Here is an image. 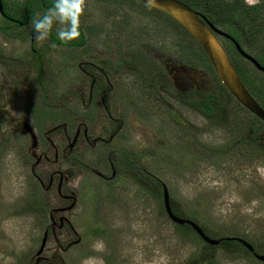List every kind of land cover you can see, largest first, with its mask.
I'll return each mask as SVG.
<instances>
[{"label": "rangeland", "instance_id": "1", "mask_svg": "<svg viewBox=\"0 0 264 264\" xmlns=\"http://www.w3.org/2000/svg\"><path fill=\"white\" fill-rule=\"evenodd\" d=\"M43 3L50 8L46 0ZM30 7L28 2L14 0L3 11L22 24L31 19ZM42 10L34 18L42 16ZM2 16L3 12L0 19L4 20ZM82 20L97 23L98 32L91 35V44L76 49L74 59L67 49L53 46L48 39H31V23L0 31V108L6 105L9 113L22 118L27 112L39 115L41 131L62 123L66 116L83 118L80 98L67 92L75 84L86 98V88L81 86L85 77L76 64L89 54L97 60L102 57L100 51L115 53L122 41L132 50L135 45L149 44L203 72L201 92L220 97L218 110L215 116L206 117L173 98L167 108L136 80L125 86L126 102L114 110L127 117L124 135L129 140L118 144L132 154L138 170L128 172L124 166V172L111 183L100 182L87 172L76 178L77 203L64 214L76 235L66 228L55 237L49 235L38 255L49 224L48 211L59 201L53 190L44 192L30 175L27 136L6 126L0 116V264H188L203 241L180 235L162 211V184L171 209L218 233L243 234L245 241L264 249V140L250 136L249 130L257 129L254 115L228 97L202 50L165 14L127 0H84ZM245 23L243 48L248 55L259 56L264 46V4ZM57 30L52 41L58 40ZM81 40L79 36L64 43L76 46ZM33 48L43 53L40 65ZM238 58L251 95L264 104V73ZM168 109L176 115L174 121ZM104 151L96 157L94 151L86 153L87 163L98 164ZM46 166L51 168L43 161L40 171ZM202 264L264 262L243 251L217 249L213 263Z\"/></svg>", "mask_w": 264, "mask_h": 264}, {"label": "flooded vegetation", "instance_id": "2", "mask_svg": "<svg viewBox=\"0 0 264 264\" xmlns=\"http://www.w3.org/2000/svg\"><path fill=\"white\" fill-rule=\"evenodd\" d=\"M0 3L3 10L4 6L11 8L14 0H0ZM40 10L46 11L47 8L42 5L37 12ZM158 12L163 13L159 10ZM198 13L203 21L205 23L207 22L206 24L209 28L212 27L219 30H221L220 28H224L220 24L212 23L204 14ZM163 14L167 16L166 13ZM2 17L5 19H0V26L5 27L4 31L16 26L25 25L27 27V24L32 20L25 19L21 24L14 19H9L4 11ZM5 20L6 22H4ZM87 22L88 25L85 24ZM13 24L16 26H13ZM56 25V23L53 24L47 39L53 46L67 49L70 57L72 56L73 59L75 57L74 55H76V49L83 48L86 44H91V41H89L92 38L91 35L98 32L97 23L91 24L90 20L80 21L79 36L82 40L80 44L75 46L73 44H65L59 39L52 41V33L61 27L60 25ZM178 25L179 28L182 27L179 23ZM212 28V33L225 50L235 69L236 64L233 57L236 53L235 56L239 55L248 61L258 72L264 73L238 51L236 44L246 53L242 41L238 42L224 30L222 31L228 34L229 37L220 35ZM33 36L34 33L32 30L31 39H33ZM195 43L198 45L196 41ZM103 47H107V42H104ZM198 47L201 49L199 45ZM118 48L119 51L116 50L115 53L111 50L103 51V53L100 51L98 54L102 57H99L97 60L95 59L96 55L89 54L84 57L83 61L76 64L77 69L85 77V80L81 81V86L86 88V98L80 93L82 89L79 90L75 84H73V90L69 89L67 92H72L80 98L84 111L83 118H80L81 120L78 116H74L73 118L66 116L62 123L41 131L38 124L41 118L37 117L39 115L32 116L31 113L27 112L26 117L22 118L9 113L6 105L4 106V110L3 107L0 108V116L5 119V125L20 129L28 138L27 154L31 159L30 175L34 179V182L44 192L53 190L58 198L59 205L48 211L49 224L43 232V234L46 233L47 238L49 235L55 237L56 233L64 228L69 229L76 235L75 230L64 214L72 210L77 203V192L74 183L76 178L79 176L82 177V173L87 172L100 182L111 183L124 172L125 168L128 172L133 169L131 170L132 173L137 169V167L135 168L134 162H132V154L130 152L125 153L124 148L119 145L123 141L129 140L124 135L127 128L125 123L127 117L122 116L118 110H114L118 108L121 102H126L125 86H129V84L134 83L136 80L139 85H142L146 89H151L155 93L154 96L161 103L165 104V107L167 106L168 108L169 105L167 104H170L169 100L173 98L181 106L190 108L200 115H204L201 108L204 94L200 89V79L202 78L201 75L203 72L195 71L187 62L180 59H173L164 50L161 51L149 44L138 45L137 47L135 45V48L132 50L127 47L126 43L121 41V45ZM32 55L36 58V62L39 63L43 53L39 49L33 48ZM252 57L258 62V56L254 55ZM258 63L264 68L260 62ZM124 78L125 81L123 80ZM261 108L263 109V107ZM168 111L171 119L174 121L176 115L171 113L170 109ZM254 118L258 121L256 124L257 129L256 131L250 129V136L251 138H255L256 141L261 142L264 140V123L255 115ZM25 121L29 123L34 133V149L30 147L32 144L30 135L23 129V123ZM131 141H135L134 134H132ZM101 149L105 150L102 154L101 161L98 164H88L85 158L86 153L89 155L94 151V156L96 157ZM43 161L49 163L51 168L48 169L46 166L45 170L42 167L44 171H40L39 165ZM64 165H68L67 169L63 167ZM72 203L73 206L67 209ZM77 240H79V237L67 243L63 249H67Z\"/></svg>", "mask_w": 264, "mask_h": 264}, {"label": "water", "instance_id": "3", "mask_svg": "<svg viewBox=\"0 0 264 264\" xmlns=\"http://www.w3.org/2000/svg\"><path fill=\"white\" fill-rule=\"evenodd\" d=\"M139 3H142L146 6L159 10L163 13H166L171 18H173L176 22H178L190 35L191 37L198 43V45L203 50L205 56L209 60L215 74L219 78L220 82L225 86L227 91L233 96V98L245 109H247L251 114L258 117L264 123V110L259 106L256 100L250 95L248 90L245 88L242 83L240 76L238 75L235 67L229 60L225 50L212 33L211 28L207 26V22L205 23L201 18L200 14L190 8L188 5L179 0H133ZM0 12L2 13V7L0 3ZM218 34L223 35L225 37H229L228 34L223 32L222 30L212 28ZM238 51L249 61H251L257 68L264 72V68L259 65V63L250 55L246 54L238 44H236ZM23 129L27 131V133L31 137V149H34V133L26 121L23 123ZM162 200L163 206L166 215L168 218L177 225H188L193 231L209 245H218L222 240H237L242 245L246 247L248 251L253 253L254 257L262 262H264V254H256L254 252L253 246L247 241L237 238V237H224L221 239H215L207 235L203 229L199 226L195 221L177 216L173 213L170 207L169 195L165 185L162 184ZM73 206V203L67 207L70 209ZM47 241L46 233L43 234L41 239V243L39 249L37 251V255L41 253L43 250L45 243Z\"/></svg>", "mask_w": 264, "mask_h": 264}, {"label": "trees", "instance_id": "4", "mask_svg": "<svg viewBox=\"0 0 264 264\" xmlns=\"http://www.w3.org/2000/svg\"><path fill=\"white\" fill-rule=\"evenodd\" d=\"M43 1H45V0H23L22 1V2H24V4L28 2L31 4V6H33V7H30V10H28V11L32 12L31 19L34 18V13L37 12V10L39 9L40 6L43 5L45 8H48L44 5ZM46 1L48 4H51V6H52L53 0H46ZM117 1H122V0H117ZM129 1L140 4L141 6L149 7V6H146L142 3H139V2H136L133 0H129ZM179 1H182L183 3L188 5L189 7L193 8L194 10L204 14L206 17L209 18V20L212 23L222 25L224 27L222 29L225 32H227L228 34H230L231 36H233L238 42H240V41L243 42V40L241 38H243L242 32H243V28L245 27V24H246L245 23L246 19H250L255 14V10L259 9L260 5L264 4V1H262L260 3H255V4L254 3L253 4H246V3H244V0H179ZM49 7H50V5H49ZM151 9H153V8H151ZM25 10H27V8ZM154 10H156V9H154ZM240 19L245 20L243 24H241V22L239 23ZM28 20H30V19H28ZM174 22H175V26H179L176 21H174ZM13 26H16V25L13 24ZM4 29H5V27L0 26V31L1 30L4 31ZM182 29L184 30V32L186 34H188L184 28H182ZM235 54H234L233 59H234V62L236 64L237 72H238L240 78L243 80L244 84L246 85V87H247L246 89H248V86L245 82V79L242 76V72H241L242 70L238 66V59H239L238 57H240V56L239 55L235 56ZM256 56H258V55H256ZM258 57H259L258 62H260L261 65L264 66V46L262 48V51H260V54ZM207 61L209 62L208 59H207ZM209 64H210V62H209ZM210 67H211V70L214 71L211 64H210ZM216 78L218 79V81H220L219 78L217 77V75H216ZM221 89L228 93V97L231 96L233 98V96L227 91V89L225 88V86L223 84L221 85ZM248 92L250 93L249 89H248ZM250 94H252V93H250ZM252 97L264 109V104L261 103L260 100H258L259 98L256 99L257 96L255 97L254 95ZM219 99H220L219 96H214L211 94H207V95L204 94L203 101L201 103V108H202L205 116H207V117L215 116L214 114L218 110L217 109V101ZM137 170H138V168L134 171H137ZM155 182H156V180H155ZM156 183H158V182H156ZM161 208H162V211L165 213L164 206ZM172 211L175 215H178V216L180 215L181 217L183 216V217L187 218L185 215H181L180 213L176 212V210L173 207H172ZM188 219L195 221V218H188ZM174 226H175V229L177 231H179L180 235H183V236L192 235L196 239L202 240L193 231V229L190 226H188L186 224L185 225L174 224ZM199 226L203 229V231L207 235H209L210 237L215 238V239H221L224 237H237V238L244 240L246 238L243 234H239L237 232H230V233L227 232V234H225L222 231H220L221 233H218V231L216 229H212L210 226H208L204 223L200 224ZM251 245L253 246L254 252L256 254H259V253L262 254L261 252H264L263 248L260 249L261 245H259V246H256L255 244H251ZM217 249H222L224 251L230 249L231 252L232 251H234V252L235 251L236 252L243 251L250 258L251 257L254 258L253 253L248 251L244 245H242L239 241H237L235 239L234 240H226V241L222 240L219 242L218 245H209L203 241V245H202L201 250L199 251V253L197 255H195L189 259L188 264H202L204 262L213 263V261L215 260V257H216Z\"/></svg>", "mask_w": 264, "mask_h": 264}, {"label": "clouds", "instance_id": "5", "mask_svg": "<svg viewBox=\"0 0 264 264\" xmlns=\"http://www.w3.org/2000/svg\"><path fill=\"white\" fill-rule=\"evenodd\" d=\"M83 5L84 0H53L52 6L42 16H37L30 21L34 39L37 41L47 39L54 23L61 26L56 32L61 42L78 38L79 16Z\"/></svg>", "mask_w": 264, "mask_h": 264}]
</instances>
